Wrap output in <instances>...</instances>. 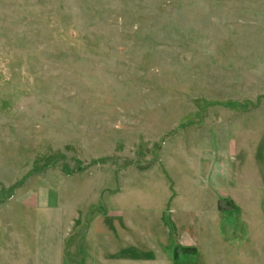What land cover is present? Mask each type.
I'll list each match as a JSON object with an SVG mask.
<instances>
[{
    "label": "rangeland",
    "instance_id": "374dc122",
    "mask_svg": "<svg viewBox=\"0 0 264 264\" xmlns=\"http://www.w3.org/2000/svg\"><path fill=\"white\" fill-rule=\"evenodd\" d=\"M0 264H264V0H0Z\"/></svg>",
    "mask_w": 264,
    "mask_h": 264
},
{
    "label": "trees",
    "instance_id": "16d2710c",
    "mask_svg": "<svg viewBox=\"0 0 264 264\" xmlns=\"http://www.w3.org/2000/svg\"><path fill=\"white\" fill-rule=\"evenodd\" d=\"M183 251H184L183 253L186 254V255H188V254H195V252L193 250H191V249L184 248Z\"/></svg>",
    "mask_w": 264,
    "mask_h": 264
}]
</instances>
